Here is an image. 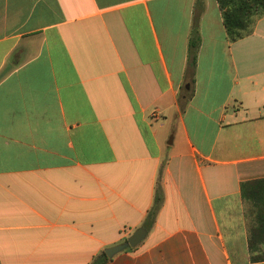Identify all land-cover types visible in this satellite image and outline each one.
Returning <instances> with one entry per match:
<instances>
[{"label": "crops", "instance_id": "0c3cea01", "mask_svg": "<svg viewBox=\"0 0 264 264\" xmlns=\"http://www.w3.org/2000/svg\"><path fill=\"white\" fill-rule=\"evenodd\" d=\"M254 179L264 14L228 40L215 0H0V264H88L138 226L102 264H264Z\"/></svg>", "mask_w": 264, "mask_h": 264}, {"label": "trees", "instance_id": "16d2710c", "mask_svg": "<svg viewBox=\"0 0 264 264\" xmlns=\"http://www.w3.org/2000/svg\"><path fill=\"white\" fill-rule=\"evenodd\" d=\"M220 12L225 36L228 40H234L249 32L253 28L255 20L264 14V0H215ZM199 42L198 26L196 16L192 18L187 47V64L186 73L192 80V74L195 65L196 50ZM190 96V91H185L184 100ZM256 181H264V179H254L242 181L241 188L244 184ZM161 195L155 191L153 200L149 208L146 210L143 225L151 221L158 208ZM131 247V246H130ZM109 257L105 255L103 249L93 255L88 264H102Z\"/></svg>", "mask_w": 264, "mask_h": 264}, {"label": "water", "instance_id": "95a60500", "mask_svg": "<svg viewBox=\"0 0 264 264\" xmlns=\"http://www.w3.org/2000/svg\"><path fill=\"white\" fill-rule=\"evenodd\" d=\"M145 228L143 226L136 227L126 238L120 242L105 246L103 251L106 256L110 257L113 253L127 247L135 245L144 235Z\"/></svg>", "mask_w": 264, "mask_h": 264}, {"label": "rangeland", "instance_id": "374dc122", "mask_svg": "<svg viewBox=\"0 0 264 264\" xmlns=\"http://www.w3.org/2000/svg\"><path fill=\"white\" fill-rule=\"evenodd\" d=\"M197 97H198V95L196 96V98L194 96V99L196 100ZM181 104H182V102H181ZM160 129H161V137L166 140L168 138V136L170 135V131H167L164 126H162ZM127 247H130V246H127Z\"/></svg>", "mask_w": 264, "mask_h": 264}, {"label": "built area", "instance_id": "2783aa9c", "mask_svg": "<svg viewBox=\"0 0 264 264\" xmlns=\"http://www.w3.org/2000/svg\"><path fill=\"white\" fill-rule=\"evenodd\" d=\"M149 115L150 116H155L156 115V110L154 108L151 109L150 112H149Z\"/></svg>", "mask_w": 264, "mask_h": 264}]
</instances>
